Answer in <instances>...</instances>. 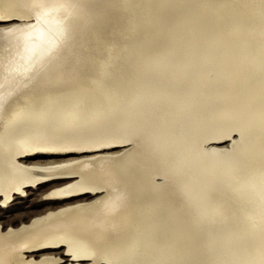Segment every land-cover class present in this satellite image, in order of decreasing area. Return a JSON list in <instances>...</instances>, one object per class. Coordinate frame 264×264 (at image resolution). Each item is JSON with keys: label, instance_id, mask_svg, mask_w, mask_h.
<instances>
[{"label": "bare ground", "instance_id": "1", "mask_svg": "<svg viewBox=\"0 0 264 264\" xmlns=\"http://www.w3.org/2000/svg\"><path fill=\"white\" fill-rule=\"evenodd\" d=\"M0 264H264V0H0Z\"/></svg>", "mask_w": 264, "mask_h": 264}]
</instances>
